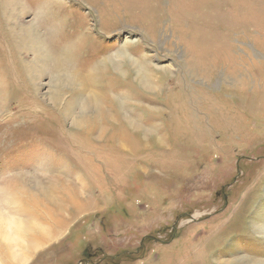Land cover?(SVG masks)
<instances>
[{"label": "rangeland", "instance_id": "obj_1", "mask_svg": "<svg viewBox=\"0 0 264 264\" xmlns=\"http://www.w3.org/2000/svg\"><path fill=\"white\" fill-rule=\"evenodd\" d=\"M0 87V264H264V0H0Z\"/></svg>", "mask_w": 264, "mask_h": 264}, {"label": "bare ground", "instance_id": "obj_2", "mask_svg": "<svg viewBox=\"0 0 264 264\" xmlns=\"http://www.w3.org/2000/svg\"><path fill=\"white\" fill-rule=\"evenodd\" d=\"M15 35L16 34H13V36H12L13 37L12 38L13 41H14ZM30 40H29V42L31 44H33L36 41V38L35 37H34V39L33 38H30ZM38 40H39V43H37V48H38V50H39L38 52L40 54L39 57H41L42 59H44V61H50V64L49 65L52 68L51 69L52 70V78L54 80H57V79L60 80L59 78L64 77V78L67 79V82L66 83H68L69 88L70 89H74V90H78V92H80L81 90H84L85 88H86L85 91L86 90L90 91L91 89L95 90L94 89L95 87L89 89L87 83L84 82V81H86L85 80V77L82 75V73L80 72V70L77 69L78 67L74 64V61L72 60V58L70 56V55H72L71 52H69L68 50L64 51V49L62 50L57 45L53 44L54 42L52 40L50 42H48V40H47V38H45V36H44V38H39L38 37ZM18 45H19V43L17 44V47H18ZM21 47H23V46L20 44L19 47H18V49L20 50ZM86 77L88 78V76H86ZM149 82H150V80H149ZM152 85L153 84L151 83V86ZM2 93H3V90L0 87V95ZM78 120H80V119H78ZM74 122H76V121H74ZM124 140L125 139H123V137H121V141H124Z\"/></svg>", "mask_w": 264, "mask_h": 264}, {"label": "crops", "instance_id": "obj_3", "mask_svg": "<svg viewBox=\"0 0 264 264\" xmlns=\"http://www.w3.org/2000/svg\"><path fill=\"white\" fill-rule=\"evenodd\" d=\"M249 5H250V2H249ZM249 6H247V7H243L242 9L244 10L243 11V13L244 14H242L243 16H241L242 17V19H244V22L245 23H247V21H248V19H249V17H250V15H249V13H251L250 12V8H248ZM249 23H251L252 25H257V24H259V20L257 19V20H250V22ZM222 25H224V24H222ZM229 29H232V28H230V26H227L226 24H225V26L222 28V32H224L225 30H229ZM233 30V29H232ZM245 33H253V32H255V30H253V29H251V31H244ZM244 38L246 39L247 37H245L244 36ZM55 201H57V199H55ZM50 203H51V200H50ZM52 203H56V202H54V201H52Z\"/></svg>", "mask_w": 264, "mask_h": 264}]
</instances>
